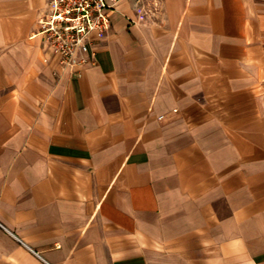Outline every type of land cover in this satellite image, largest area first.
I'll return each instance as SVG.
<instances>
[{
    "label": "crops",
    "instance_id": "1",
    "mask_svg": "<svg viewBox=\"0 0 264 264\" xmlns=\"http://www.w3.org/2000/svg\"><path fill=\"white\" fill-rule=\"evenodd\" d=\"M0 0V264H264V0H116L80 76Z\"/></svg>",
    "mask_w": 264,
    "mask_h": 264
},
{
    "label": "built area",
    "instance_id": "2",
    "mask_svg": "<svg viewBox=\"0 0 264 264\" xmlns=\"http://www.w3.org/2000/svg\"><path fill=\"white\" fill-rule=\"evenodd\" d=\"M116 0H45L36 19L34 35L41 37L45 63L54 61L64 74L80 76L91 63L92 38L104 37Z\"/></svg>",
    "mask_w": 264,
    "mask_h": 264
}]
</instances>
